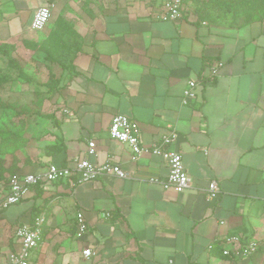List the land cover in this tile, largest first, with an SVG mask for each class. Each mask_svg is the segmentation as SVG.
I'll use <instances>...</instances> for the list:
<instances>
[{"label":"crops","instance_id":"0c3cea01","mask_svg":"<svg viewBox=\"0 0 264 264\" xmlns=\"http://www.w3.org/2000/svg\"><path fill=\"white\" fill-rule=\"evenodd\" d=\"M108 1L0 0V46L13 47L16 62L32 57L48 34L61 42L69 36L59 47L80 46L61 88L40 107L24 106L28 132L11 147L7 170L35 173L50 162L72 167L88 158L131 175L31 187L0 211V264L19 247L17 228L39 215L45 223L30 264H264V14L236 21L230 17L243 6L225 11L218 0H182V18L164 20L166 0ZM43 5L52 8L49 25L32 31ZM9 58L0 51V75L9 74ZM217 62L223 65L209 82ZM190 79L199 81V96L184 105ZM115 114L139 122L146 146L176 131L170 148L182 153L193 186L178 193L151 182L167 177L166 162L153 154L133 160L129 146L110 137ZM212 181L220 188L215 200L207 198ZM8 191L1 181L0 199ZM79 212L88 224L82 237ZM229 236L238 244L254 239L259 250L226 256L223 249L234 247L224 243Z\"/></svg>","mask_w":264,"mask_h":264},{"label":"built area","instance_id":"2783aa9c","mask_svg":"<svg viewBox=\"0 0 264 264\" xmlns=\"http://www.w3.org/2000/svg\"><path fill=\"white\" fill-rule=\"evenodd\" d=\"M182 0H166L163 4V12L160 17L164 20H179L182 18ZM52 16L50 5L40 6L32 19L31 30L39 32L44 30ZM222 62L211 65V72L206 80L212 82L222 67ZM200 83L197 80L190 79L182 96V103L189 105L195 102L199 96ZM139 122L125 114H115L109 124V134L114 140L125 143L132 151L133 160H137L144 154H153L160 156L168 166V175L165 179L151 177V182H159L165 189H172L178 193L193 186V179L185 170L182 153L177 149L170 148L171 145L178 142L176 131L172 130L161 137L160 142L151 146L144 145L140 134ZM96 153L95 141L88 144V154ZM105 175H112L119 178H128L130 173L121 167V165L105 161L103 163H93L88 158L78 159L74 166H59L53 162L46 164L41 171L35 173H13L8 182L9 191L0 199V211L7 209L13 204L21 201L24 194L31 187L46 185L57 180H68L71 185L96 180ZM220 192L216 181L209 185L207 198L215 200ZM45 223L44 215L37 216L32 222L21 224L16 235L19 239V247L11 253L7 264H30L32 252L42 237V229ZM77 234L79 237L85 235L88 231V224L82 212L77 214ZM240 239L235 236H229L224 239V243L234 245V247L224 248L223 254L230 257H250L255 254L260 247V243L254 239H249L243 244H238ZM238 244V245H237ZM93 251L89 248L84 250L85 256H90Z\"/></svg>","mask_w":264,"mask_h":264},{"label":"rangeland","instance_id":"374dc122","mask_svg":"<svg viewBox=\"0 0 264 264\" xmlns=\"http://www.w3.org/2000/svg\"><path fill=\"white\" fill-rule=\"evenodd\" d=\"M102 1L105 3L108 0ZM114 1L115 0H110L107 3ZM126 1L130 2L133 0ZM139 1L150 4V0ZM89 4L90 3H88V6ZM163 4L164 3H162V5ZM202 7L212 9L203 3L199 8ZM245 7L247 9L244 7L239 10L231 9L236 10L233 12H243L239 14L236 13L237 15L233 16V18L230 17V19L243 21L250 19L255 14H264V0H255V2ZM221 13L225 12L222 11ZM48 35L37 42V46L33 49V56L27 57L22 64H20L19 60L16 62L13 58H9L11 63L9 74L0 75V182L1 180L5 182V180L10 178L13 174L10 173L11 170H7V157L11 154V147H13L16 139L21 137V131L25 133L28 132L23 128L25 123L24 125L22 123L27 114L25 107L30 104H32L34 108H37V106L40 107L42 103L49 99V95L52 91L61 88L64 78L63 74L68 70L73 57L79 52L80 46L68 50L65 45H61V47L58 46L56 48L57 53L50 52L52 57L49 58V53L43 48V43L47 41ZM68 38L69 36L64 35L62 37V42H67L69 40ZM75 41L77 43L76 45L80 43L77 37ZM62 42L61 44H63ZM36 89L41 91L35 94L32 93V91ZM16 90H20L22 93H14L17 92ZM38 113L41 115L39 111ZM24 135L27 136V134ZM6 173L7 176L5 175Z\"/></svg>","mask_w":264,"mask_h":264},{"label":"trees","instance_id":"16d2710c","mask_svg":"<svg viewBox=\"0 0 264 264\" xmlns=\"http://www.w3.org/2000/svg\"><path fill=\"white\" fill-rule=\"evenodd\" d=\"M253 2H255V0H218L217 3L219 5L216 4V6H223V9L225 11H227V10L234 9V6H239V8L243 6L244 8H246L245 6H247L248 4H252ZM61 21H62V19L58 18L57 23H59V25H60ZM62 25H67V24L64 23ZM60 37L57 36L56 33L55 34L53 33V34L49 35V37L47 38V41H45L43 43V45H44L43 48L46 49L45 51L49 53V55H48L49 58L52 57V54H50V52L57 53L56 48L59 46V41L61 40ZM0 51L2 53L6 54V55H9L10 58H11V54H12V51H13V47H10L9 49H7V47H5V46H3V47L0 46ZM0 82H1V80H0ZM0 178H1V176H0ZM7 181L9 182V178L7 180H5V182H7Z\"/></svg>","mask_w":264,"mask_h":264}]
</instances>
